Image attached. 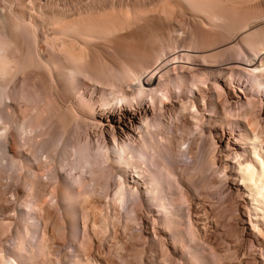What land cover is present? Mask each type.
<instances>
[{
  "label": "rangeland",
  "instance_id": "obj_1",
  "mask_svg": "<svg viewBox=\"0 0 264 264\" xmlns=\"http://www.w3.org/2000/svg\"><path fill=\"white\" fill-rule=\"evenodd\" d=\"M27 1L32 6H29L26 0H0V11L2 16H4L3 19L8 21H5L4 28L0 26L2 28L0 32L5 29L0 33V59L2 62L6 61L5 72L0 71V264L7 257L11 258L12 261H17L18 264H264L262 257L263 248L261 243H258L259 240L255 232L251 229L252 226L247 216L245 200L232 188L231 171H233L235 160L231 161L230 156L226 155L229 151L222 147L224 143L219 142V138L216 136L217 131L218 134L221 131L228 132L229 136H233V133L237 134V127L231 126V120H229L233 117L231 115L232 112L225 115L226 117L228 116V120H225L226 117H224L220 122H214L213 118L209 116L208 108L206 106L203 108L201 104L199 111L193 115L195 118L192 116V111L189 114V111L185 110V114L182 113L183 115L179 114L175 117L173 112L169 110L166 113L164 112V118L162 116L163 119L161 118L162 120H160V127L150 128L149 135L150 132L154 135L156 129L159 128L158 130L161 129L160 132H162H159V134L164 139H168L164 140L162 136L160 138L158 131L155 133L156 138L150 135L152 141L157 139L159 135L160 139H157L160 142L159 149L162 150V147H166H164L166 154L162 150L163 159H160L161 166L159 168L161 169H159L160 172L158 173L161 175L162 172V176L167 174V179H165L166 177L164 179L169 181L165 183H169L172 186L169 185L170 187H167L170 188L168 193L169 197H172L170 198L174 203L172 210L175 212L172 213L173 216L170 215L171 222L165 223V216L163 211L156 205L157 203L155 204L154 201L150 200L148 195L143 197V193H145L143 191L145 190L141 188L144 186L142 178L136 179L137 185L135 186L138 188L136 190L133 189L132 193L129 189L130 193L124 196V201L120 202L118 200L117 202L113 199V193L120 181L122 182L124 179H128L127 181L130 182L133 181L134 171L129 169L125 174L122 169L113 168L106 156L102 155L107 150L105 148L108 147L105 139L109 141L110 136H107L100 126L96 127L97 125L92 122L94 119L90 117L88 109L78 103L77 96L83 92V88L77 87L75 81L71 83L69 79L65 80L64 76H61L62 72L56 71L58 68L55 66L58 65L57 67L60 69L63 64V68L60 70L64 71L69 66L78 65L77 68L81 73L83 72L82 77L84 79H90L91 82H97L96 84L105 87L107 86V81L112 78L111 75L113 73L118 76L120 74L119 71H123L122 69L127 67L136 69L137 65H149L150 63L147 64V62L151 58L150 52L155 53L156 50L158 51L159 48L156 46L161 43V47L164 40L169 43L168 45L175 42L172 44L173 46H176V42L180 41L182 44L179 42V46L181 44L183 47L186 44L185 47L188 46L191 50L192 48L202 51L207 50L209 54H213L209 55L211 57L208 59L196 58L199 59L196 62L201 64H206L208 61L207 64H210L209 67L212 65L211 68L213 69L217 67L224 68L229 62L234 64L236 61L234 65L239 68L234 69L235 74L233 73L232 78L227 77L223 81H221L222 79L219 76L215 77V75H212L215 79L211 76H209L210 78H204L196 72L192 78L191 74L188 75L193 82L189 87H192L193 91L196 92L198 100H202L203 96L209 97L211 94L210 97L212 96L213 99L219 100L222 109H225L228 106L223 101L225 99L229 100V97L233 98V94L240 95L242 100H245V94H241L236 90L238 87L243 89L245 84H247L246 81L243 83L242 80H245V77L240 74L241 68H246L240 62L247 61L244 52H242L247 46L248 37L245 34L248 33V30L255 29L258 31L260 27L264 28L262 26L264 25V0H206V2L205 0H190L193 4L194 2H199L200 6L208 4L201 6L202 8L199 5L197 7L193 5L191 7L192 10L189 7L184 8L180 5L179 8L175 9L177 4H173L174 8L171 7L172 3L170 4L168 1H165L163 6L161 3L163 0H160L158 4L153 0ZM218 1L220 2L218 3ZM166 2L168 3L167 6L172 8V11L170 10L171 13L173 10L180 12V7L181 9L183 8V12H180V14L176 12L179 17L177 18L180 19L179 21L178 19L176 20V15L174 17L171 15L169 12L170 8L168 9L165 6ZM215 2H217L216 5ZM142 4L147 7L144 8ZM210 4L213 7H210ZM32 7L35 10V14L33 13L34 16L32 15L33 17L31 18L26 13L28 14L27 10L29 11ZM140 7L144 9L141 10ZM161 7H163L162 9L165 13L169 12V14H163ZM156 9L158 10L156 11ZM203 9L206 13H204ZM151 11L155 16L159 14L166 15L165 20L168 23L165 20L163 22H158L159 20H157L158 23H163V25L166 23L165 28H170L167 32L165 29V31H162L165 32L164 35L169 33L166 36L163 35V41L158 37L162 35L159 29L162 30L164 27L162 24L157 25V22L155 23L154 20H151L156 18L149 17L152 14ZM56 12L57 16L59 13L60 16H64V14L66 16L67 14L70 18L68 20H72L74 23L85 22L86 26L91 25L85 26L88 29H86L87 34L88 32L90 34L86 35L87 37L85 36L84 39L85 43H88L82 46L85 47L82 50L84 51L83 56L85 55L82 60L76 58L77 56H70L69 62L66 57L60 54L61 50L56 46L57 43L49 40L53 37V34L51 31L52 27H50L52 26L50 24L51 21L49 23L48 20ZM175 12L172 14H175ZM9 14L11 16H16L17 14V17L11 18ZM135 14H137L135 16V20H138L137 22L134 21ZM144 15L146 17L149 15V20L155 23V26L152 27L160 26L158 27L159 29L155 28L159 32L151 30L154 28L150 26L154 23L145 22L148 19ZM160 15L157 19H160L162 16ZM138 16L143 19H138ZM13 18L16 19L14 20ZM162 18H165V16L161 17L160 20H163ZM168 18H170L169 20L172 19L173 29L170 26L168 27L170 23L167 20ZM129 19L133 20V23H139V25L142 22H150L151 24L148 23L149 25L147 26L146 24L140 26L149 28L151 32L154 31V35L156 32L161 33L160 35L158 34L159 36L155 35L157 37V41H155L157 45H154H156L157 49L154 47L155 49L152 50L151 47L154 45L148 49L146 39L148 38L147 41L151 44H153L151 41L154 39H150L153 36L150 35L151 32H147L150 38L146 34L147 37L144 39L143 36L146 30L143 35L142 32L144 30L142 27H137L139 25L136 24L133 25ZM0 23L4 26L2 22ZM92 23L94 26H92ZM97 23H100V26ZM130 23L132 28H128ZM63 24L64 21H61L60 25L62 26ZM109 24L112 26L110 27ZM14 26L15 28H13ZM136 27V30L141 29L138 31L134 29V31L138 35H143L142 39L144 40H142V43L135 39L137 35H134L133 32L132 38L133 36L134 38L128 37L131 35L129 34V32L131 33L130 29L133 31V28ZM94 28L96 30H93ZM244 29L247 32H244ZM4 32H6V35L3 34ZM138 32H141V34ZM262 32L261 34H264ZM121 35L125 39H121L123 38ZM126 37H128V40ZM138 37L137 39H139ZM165 37H168L167 41ZM237 37L238 39H236ZM177 39L180 40L178 41ZM132 40L133 43H130ZM228 40L235 41L232 51L220 48L222 51L219 50L220 53L217 54L215 52L217 47L219 48L221 44H226L229 42ZM137 41L141 45L147 43L143 44V49L145 51L147 48L150 50L149 53L147 51L142 52L141 45L138 46L139 43ZM135 42L137 43L135 46L138 47V50L140 49V52H137L136 48V51L134 50ZM48 43L52 45L55 43L57 48L53 46V50H56V53L53 50L49 51L47 45L50 44ZM128 43L133 49H131L130 45L128 47ZM163 45L167 46L165 43ZM46 48L49 52L46 51ZM89 52L92 53L90 54ZM167 52L168 54L165 57V63H162V67L163 65L166 66L170 74L173 72L172 67L175 64L188 65L181 62L171 65L174 62L170 58L173 52L169 50ZM153 55L151 54V56ZM125 59H128L129 65L127 67L123 64L126 61ZM55 60H58V62ZM62 60L65 64L67 63L66 66L68 67L65 68ZM85 60H87V63L84 62ZM130 65L133 66L131 67ZM13 68L14 70H12ZM106 70L107 73L105 72ZM104 73L106 74L104 75ZM142 77L141 79H143ZM193 84L196 86L194 85L193 87ZM185 88L184 96L177 98L180 102L193 98L187 96L189 95V88L187 86ZM255 92L259 93L257 90L251 92L249 98L254 96L251 101L254 100L256 107L253 105V108H249L250 111L252 108L251 112L253 113H250L248 117L252 116L253 118L250 117L249 119H252V121L257 120L258 124L260 123L263 126L264 113L260 109L263 106V102L259 94H255ZM86 93L87 96H91V91L85 90V95ZM127 101L116 100L113 106L105 107V104L101 106L102 103L98 96L96 103L97 105L100 104V107L97 110H99V113H105V111H116V113H119L123 109V103H126L127 108L132 107L130 105L132 101ZM196 115H198L197 118ZM223 120L227 121V123L222 122ZM221 122L223 124H220ZM228 122L230 123L229 125H227ZM226 125L230 127L228 128ZM16 132L18 133L16 134ZM14 135H18V139H21H19V144L17 142L18 139L16 140L17 136L15 137ZM15 141L17 142L16 145H19L18 148L13 144ZM161 144L163 145L162 147ZM12 146L17 149H11ZM76 147L80 148L78 150L79 153H77ZM110 148L113 149L111 142ZM91 149L92 151L95 150L97 154L94 153L92 155ZM88 152L93 156L91 161L90 157L88 156L89 158L87 159L85 155L89 154ZM99 152L102 153V156ZM28 159L31 162H26ZM86 159L89 161L86 162ZM27 163H30L34 168ZM152 164L153 162L151 163V168H154ZM25 167H29V170ZM30 167L35 171L33 174L32 169L30 172ZM126 183L130 186L134 184L132 182ZM70 196L72 198L68 199L67 197ZM31 197H33L32 200L34 202ZM39 199L43 205L40 204ZM43 199L44 201H42ZM36 201L39 206L36 205ZM34 203L35 205H33ZM29 205L33 207L31 208ZM167 223L172 224L168 226ZM72 227L76 231L73 232V235L70 234L73 231ZM45 242L49 244H45ZM45 246L47 247L44 249Z\"/></svg>",
  "mask_w": 264,
  "mask_h": 264
},
{
  "label": "bare ground",
  "instance_id": "obj_2",
  "mask_svg": "<svg viewBox=\"0 0 264 264\" xmlns=\"http://www.w3.org/2000/svg\"><path fill=\"white\" fill-rule=\"evenodd\" d=\"M30 1V0H29ZM36 1V0H35ZM155 1V3H160V0H153ZM162 1V0H161ZM165 1H168L170 4L172 3V6L171 7H174L173 4H177V6H175L174 8L177 9L179 8V5L182 7H189L191 9V7L194 5H196L195 7H197L199 4V2H191L190 0H163L162 5ZM201 1V0H200ZM204 1V0H203ZM2 2V1H1ZM26 2L28 3V1L26 0ZM147 2V1H145ZM206 2V0H205ZM220 1H218L219 3ZM11 3V2H9ZM30 3V2H29ZM28 5L30 6L31 4ZM34 3V2H33ZM81 3V2H80ZM117 3V2H116ZM144 3V1H143ZM151 3V2H150ZM204 3V2H203ZM208 3V2H207ZM8 4V3H6ZM146 5V3H144ZM149 4V2H148ZM147 4V5H148ZM165 4V3H164ZM167 2H166V5L167 6ZM169 4V5H170ZM217 4V2H215V5ZM11 5V4H10ZM26 5V4H25ZM141 5V4H140ZM143 5V4H142ZM143 5V7L145 6ZM153 5V4H151ZM155 5V4H154ZM208 5V4H206ZM206 5H201L202 7L203 6H206ZM224 5V4H223ZM9 6V5H8ZM12 6V5H11ZM24 6V5H23ZM32 6V5H31ZM164 6V5H163ZM200 5L199 7L202 8ZM213 7V5L210 4V7ZM27 7V6H26ZM121 7V6H120ZM141 8L140 9H144V8ZM180 7V12H183L182 9ZM194 7V8H195ZM198 7V9H199ZM209 7V8H210ZM8 8V7H7ZM11 8V7H10ZM9 8V9H10ZM30 8V7H29ZM62 8V7H61ZM135 8V7H134ZM139 8V7H137ZM163 7H161V10ZM167 8L169 9L170 6H167ZM166 8V9H167ZM216 8V7H215ZM223 8V7H222ZM1 9V8H0ZM37 9V8H36ZM133 9V8H132ZM140 9H138V11H140ZM221 9V8H220ZM64 10V9H63ZM136 10V8H135ZM151 10V9H150ZM158 9H156L157 11ZM160 10V11H161ZM172 11V8L169 9V12L171 13ZM192 10V9H191ZM204 10V9H203ZM213 10V9H212ZM217 10V9H216ZM11 11V10H10ZM14 11V10H13ZM98 11V10H97ZM127 11V10H126ZM125 11V12H126ZM137 11V13H138ZM152 11H155V10H152ZM151 11V13H152ZM159 11V13H160ZM195 11V9H194ZM205 11V10H204ZM203 11V12H204ZM225 11V10H224ZM1 12V11H0ZM28 14L26 13V15H29V17H33L34 16V12L35 10L33 9H30L29 11L27 10ZM42 12V11H41ZM67 12V11H66ZM112 12V11H111ZM121 12V11H120ZM134 12V10H133ZM149 12V11H148ZM169 12L165 13L164 10H163V14H169ZM175 11L173 10L172 13H174ZM177 12V11H176ZM175 14H172L173 17L174 15H176V20L179 18L177 16V13L180 14V12H177ZM200 12V11H199ZM213 12H216V11H213ZM218 12V11H217ZM223 12V11H222ZM17 13V12H16ZM34 13V14H33ZM52 13V12H51ZM62 13V12H61ZM95 13V12H94ZM132 13V12H131ZM136 13V12H134ZM143 14V12H141ZM157 13V12H155ZM162 13V12H161ZM206 13V11L204 12ZM11 14V13H10ZM9 14V15H10ZM15 14V13H13ZM54 14V13H53ZM51 14V15H53ZM60 14V13H59ZM58 14L57 16V12L55 13V15L51 16L50 17V21H51V25L50 27L51 28V31H52V36L54 37H51L49 40H53L57 43V47L58 49L61 50L60 54H62L64 57L67 58V60L69 61L70 59V56H77L76 58H79V59H83V52L82 50L85 49V47H82L84 44L88 43L86 42L85 43V36L86 35H89L90 33L88 32L87 34V28L88 26H91V25H88L86 26V23H74L72 20L69 21L68 20V16L66 14H64V16H60ZM108 14V12H107ZM126 14V13H125ZM139 14V13H138ZM158 14V13H157ZM216 14V13H215ZM6 15V14H5ZM33 15V16H32ZM104 15V14H103ZM133 15V14H131ZM137 14L134 15V21H138V20H135V16ZM152 15V17H151ZM154 15V16H153ZM160 15V14H159ZM159 15L155 16V14H150V18H155V19H151V20H154V22L156 23L157 20H159L158 22H163L165 19H166V15H160L161 17L165 16V18H162L163 20H160V19H157L159 18ZM205 15V14H204ZM203 15V16H204ZM225 15V14H224ZM2 12L0 13V22H2V24L5 23V19L4 16H2ZM11 16V15H10ZM49 16V15H48ZM105 16V15H104ZM118 16V15H117ZM130 16V15H129ZM146 17V15H144ZM143 16V17H144ZM148 16L146 17L148 20H145V22L147 21H150L151 23H154L153 21L149 20ZM170 16V15H169ZM194 16V15H193ZM197 16V14H196ZM9 17V16H8ZM12 17H17V14L16 16H11ZM37 17V16H36ZM47 17V16H46ZM74 17V16H73ZM112 17V16H111ZM110 17V18H111ZM126 17V16H125ZM128 17V15H127ZM126 17V18H127ZM132 17V16H131ZM130 17V19H132ZM142 17V16H141ZM144 17V18H145ZM178 17V18H177ZM224 17V16H223ZM19 18V17H18ZM21 18V17H20ZM48 18V17H47ZM101 18V17H99ZM115 18V17H114ZM138 19L142 20L143 18H139V16L137 17ZM145 18V19H146ZM3 19V21H2ZM14 19V18H13ZM16 19V18H15ZM14 19V20H15ZM70 19V18H69ZM98 19V18H97ZM121 19V18H120ZM128 19V18H127ZM126 19V20H127ZM129 19V20H130ZM170 18H168L167 20H169ZM184 19V18H183ZM214 19V18H213ZM226 19V18H225ZM245 19V18H244ZM13 20V21H14ZM17 20H20V19H17ZM31 20V19H30ZM46 20V19H45ZM78 20V18H77ZM82 20V19H81ZM87 20V19H86ZM84 20V21H86ZM109 20V19H107ZM174 20V19H173ZM180 19H178L179 21ZM200 20V19H199ZM217 20V19H216ZM248 20V19H247ZM261 20V19H260ZM28 21V20H27ZM47 21V20H46ZM61 21H64V24L61 26L60 25V22ZM69 21V22H68ZM74 21H76V19H74ZM91 21V20H90ZM89 21V22H90ZM99 21V20H98ZM112 21H113V18H112ZM118 21V20H117ZM128 21V20H127ZM132 21L133 23V20H130ZM166 21V20H165ZM171 20H169V24H168V27H172L171 29H173V24H171ZM177 21V22H178ZM201 21V20H200ZM263 21V19H262ZM8 22V21H6ZM16 23V21H14ZM77 22V21H76ZM80 22V20H79ZM100 22V21H99ZM103 22V21H101ZM104 22H106V20H104ZM143 23L140 24V25H143V24H146L149 25L148 23ZM157 22V23H158ZM167 22V21H166ZM222 22V21H221ZM227 22V21H226ZM260 22V21H258ZM10 23V22H9ZM14 23V24H15ZM29 23V22H28ZM91 23V22H90ZM96 23V22H95ZM94 23V24H95ZM111 23V22H110ZM129 23V22H128ZM150 23V24H151ZM155 23L154 24H151L150 27L152 26H155ZM165 23V22H164ZM168 23V22H167ZM198 23V22H197ZM236 23V22H235ZM47 24V23H46ZM77 24V25H76ZM99 26H100V23H97ZM106 24V23H104ZM108 24V23H107ZM106 24V25H107ZM117 24V23H115ZM125 24V23H123ZM136 24V25H139V23H133V25ZM164 27L165 24L163 25V23H158L157 25H161ZM172 26H171V25ZM175 24V22H174ZM247 24V23H246ZM258 24V23H257ZM18 25V24H17ZM118 25V24H117ZM137 26V27H142V26ZM227 25V24H226ZM261 25V24H260ZM0 26H2V28L5 27V24L4 26L1 25L0 23ZM7 26V25H6ZM86 26V27H85ZM92 26L93 23H92ZM109 26L111 27L112 25L109 24ZM115 26V25H114ZM128 26V25H127ZM125 26V27H127ZM130 26V27H129ZM128 26V28H132L131 27V23L130 25ZM176 26V25H174ZM264 26V25H262ZM124 27V26H123ZM122 27V28H123ZM134 27V26H133ZM136 28H133V31L130 29L131 33L129 32V35L128 37L131 36L132 38V32L134 35H137L135 36V39L136 40H139L141 41V43L143 42L142 40H144L147 35L148 37L150 38L149 34L147 32H151V30H155V28L157 27H152L154 29H149L145 26L142 27V34L145 33V30H146V33L145 35H138L134 29L136 30ZM146 29H145V28ZM160 27V26H158ZM157 27V28H158ZM167 27V25H166ZM0 28V29H2ZM11 28H12V25H11ZM15 28V26L13 27ZM90 28V27H89ZM92 28V27H91ZM104 28V26H103ZM139 28V29H140ZM175 28V27H174ZM203 28V27H202ZM201 28V29H202ZM236 28V27H235ZM261 28V30H260ZM258 29V31H255L254 30H251L249 31L248 30V33H244L245 35H247L248 37V40H247V46H245L246 48L242 51L244 52V55L246 57V60L248 61H243V62H240V63H243L246 68L242 67V71H241V75H243L242 77H245L244 79L245 80H242L243 83L246 81L247 84H245L244 88H237L236 90L241 93V94H245V100H242V97H240V95H234L233 94V98L232 97H229V100L225 99L223 102L227 104L228 107H226L225 109H222L221 105H220V101L219 100H215L212 98V96L210 97H207V96H201L202 97V100H198V98H196V92L193 91L192 87H189V85L191 86L193 83L190 79V77H188V75L191 74V78L192 76L194 75L195 76V72L198 73V75H201L203 76L204 78H210L209 76L212 77V75L215 77L216 76H219L223 81L224 78H229L233 75V73L235 74V71L234 69H238L239 67L238 66H235V62L234 64L233 63H230L227 64L226 66H224V68H220V67H217V68H211V66L209 67V65L204 63H200V62H196V60H199V59H196V58H205V59H208L209 55H213V54H209L207 50L205 51H202V50H195L194 48H192V50L185 45L182 47L181 44L179 46V42H176L177 45L176 46H173L172 44L175 43V42H171L170 44L171 45H168L169 43L168 42H165V40L163 41V37L168 35H164L165 32H162V31H165L167 32L168 29L170 28H163L162 30L159 29V31L162 32V35H160L161 33H157L159 31H157L158 29H156L155 31L156 32V36H159L158 38H160L162 41V45L165 43L167 46H162L160 47V44L158 46L157 43L155 41H157V37L154 35V31L151 32V36L152 38L150 39H153L151 42H153V44L149 43L147 40L148 38L146 39V42L148 43V49H150L149 47L153 49H155L156 47L159 48L158 51L156 50L155 53L154 52H150V60L148 59L150 63L149 65L147 66H141V65H137V68L136 69H132V68H128L127 66L129 65V63L127 62V60L125 62H123V64L125 65V69H122L123 71H119L120 74H118V76H115L113 73V75H111L112 78H110L105 87H102V85L100 86L99 84H96L97 82L93 83L90 81V79L86 80L82 77V73L78 70L77 66L76 65H72V66H66L65 64V68L68 67V69H64V71L60 70L61 68H63V64H62V67L59 69V67H57L58 65H55L56 68H58L56 71H60L62 72V77L64 76L65 80L66 79H69L71 81V83H73L72 81H75L77 84H75L77 87H82L83 88V92L82 93H78L79 95L77 96L78 97V103L81 104L84 108L86 107L89 111V115H91L90 117L93 118L94 120L92 121L95 125H97L96 127L100 126L103 130V132L105 134H107V136H110L109 138V141L108 139L106 140L105 137V143L107 144L108 147H106L105 149V152L102 154L99 152V154L103 155V156H106V158L110 161V164L113 168L115 169H122L124 171V173L126 174L128 172L129 169H133L134 171V174L132 176V179L133 181H131L132 183V186L128 185L126 182L128 183H131L130 181H127V180H122V182L120 181V183L118 184V186L116 187L114 193H113V199L115 201L118 202V200L120 202H122L124 196H126L128 193H132V190H136L138 187L135 186L137 185V181L136 179L138 180V178H142V181H143V184L144 186L141 187L143 188L145 191V193H143V197L144 196H149V199L154 201L155 204L161 209V211H163V214H164V222H171L170 220V215H172L173 212V206H174V203L173 201L170 199L172 197H169V189L168 187H170L171 185L169 183H165V182H169V181H166L165 179H167L166 175L162 176V172H161V175L159 171V168L161 165L160 163V159L162 158V155H163V151L165 148L162 147L163 145L161 144V147L163 148L162 150L159 149V146H160V142L157 141V139H160L161 138V134H159V132L161 131L156 129V132L160 135V138H159V135L157 136V139H153L152 141V137H150L151 132H150V135H149V130L150 128H154L155 126L157 127H160L161 125V121L163 118H164V112H168L169 110H171V112H173V115L176 117L178 116L179 114L183 115L185 114V110L189 111L188 113H192V116L194 115V113L196 114L198 111H199V107H200V104L203 106V108L206 106L209 110V116L212 117L213 121L214 122H217L220 120H222V118L224 119V117H226L225 115L228 113L232 114L233 117L232 119H229L231 120V126L234 125V128L237 127L238 129V132L237 134H234L233 132V136H229V134H227L226 132L224 131H221L219 134H218V131L216 132V136L219 138L218 141L219 142H222L224 143V146H222L225 150H228L229 153L226 154L228 157L230 156V160H235V165H233L234 167L232 168L233 171L232 172V184H233V190L235 192H238L241 197L245 200V204H246V211L248 212L247 216L249 217V223H251V229L252 231L255 232V235L258 237V240L259 242L258 243H261L262 245V252H263V262H264V125L262 126V124H258V121H252V119H249L250 117L252 116H249L248 115L253 112L252 111V108H253V105L255 106L256 103H254L252 100V98H249V95L251 92H254L257 90V92L259 93H256L255 94H259V96L262 98V107L260 108L262 110V112L264 113V34H261V32L264 30L263 27H260ZM87 29V30H86ZM102 29V28H101ZM106 29V28H105ZM138 29V30H139ZM150 31H148V30ZM165 29V30H164ZM263 29V30H262ZM5 30V29H4ZM3 30V31H4ZM10 30V29H9ZM93 30H96L95 28ZM126 30V29H125ZM136 30V31H138ZM141 30V29H140ZM2 31V32H3ZM99 32V30H97ZM102 31V30H101ZM106 31V30H105ZM114 31V30H113ZM116 31V30H115ZM128 31V30H127ZM126 31V33H127ZM169 31V30H168ZM173 31V30H171ZM175 31V30H174ZM180 31V30H179ZM207 31V30H206ZM246 30L244 29V32ZM0 32V33H2ZM91 32V31H90ZM94 32V31H93ZM97 32V33H98ZM118 32V31H117ZM122 32V31H121ZM135 32V33H134ZM176 32V31H175ZM181 32V31H180ZM208 32V31H207ZM213 32V31H212ZM211 32V33H212ZM236 32V31H235ZM240 32V31H239ZM243 32V31H242ZM247 32V31H246ZM6 32H4L3 34H5ZM95 33V32H94ZM125 33V32H124ZM141 34V32H138ZM179 32H177L178 34ZM216 33V32H215ZM223 33V32H222ZM264 33V31L262 32ZM159 34V35H158ZM171 34V33H170ZM175 34V33H174ZM182 34V33H181ZM214 34V33H213ZM18 35V34H17ZM105 35V34H104ZM109 35V34H108ZM114 35V34H113ZM125 35V34H124ZM128 35V34H127ZM164 35V36H163ZM176 35V34H175ZM180 35V33L178 34ZM239 35V34H238ZM16 36V35H15ZM93 36V35H91ZM107 36V35H106ZM123 37V35H121ZM119 36V37H121ZM140 36V37H138ZM142 36L144 37V39H142ZM181 36V35H180ZM219 36V35H218ZM244 36V35H243ZM87 37V36H86ZM95 37V36H94ZM128 37H126V39L128 40ZM137 37L139 39H137ZM193 37V36H192ZM199 37V36H198ZM224 37V35H223ZM101 38V37H100ZM131 38H129L131 40ZM134 38V36H133ZM132 38V39H133ZM141 38V39H140ZM156 38V39H155ZM166 38V37H165ZM177 38V37H176ZM179 38V36H178ZM222 38V37H221ZM88 39V38H87ZM86 39V40H87ZM92 39V38H91ZM118 39V38H117ZM121 39H125L124 37L121 38ZM120 39V40H121ZM160 39H158L160 41ZM171 39V38H170ZM227 39V38H226ZM238 39V37L236 38ZM235 39V40H236ZM243 39V38H242ZM135 40V41H136ZM168 40V37L166 38V41ZM176 40V41H177ZM191 40V39H190ZM197 40H199L197 38ZM196 40V42H197ZM212 40V39H211ZM244 40V39H243ZM52 41V42H53ZM114 41V40H113ZM158 41V42H159ZM226 41V40H225ZM229 42H227L226 44H219L221 47H217V50L215 51L217 54L220 53V51H222L220 48L222 49H230L232 51V48L234 47V44L235 41H231V40H228ZM240 41V40H239ZM200 42V41H198ZM222 42V41H221ZM83 43V44H82ZM130 43H133V40L132 42ZM130 43H128V47H130ZM138 46L141 45L140 42L137 41ZM137 43L135 42L134 43V50L135 48L137 49V52H140L138 50V47H136L135 45H137ZM147 43H143L144 45L147 44ZM187 43V42H186ZM195 43V41H194ZM225 43V42H224ZM50 45H47L48 48H49V51L51 52L53 50V46H55V43L52 45L51 43H48ZM142 44V45H143ZM130 45V46H129ZM140 46L142 48V52L144 51V45L143 46ZM175 45V44H174ZM218 45V46H219ZM237 45V44H236ZM87 46V45H86ZM127 46V45H126ZM146 46V47H147ZM156 46V47H155ZM190 46V45H189ZM193 46V45H192ZM216 46V45H215ZM56 47V48H57ZM60 47V48H59ZM99 47V46H97ZM119 47V46H118ZM121 47V46H120ZM124 47V46H122ZM127 47V48H128ZM155 47V48H154ZM201 47V46H200ZM8 48V47H7ZM44 48V47H43ZM55 48V49H56ZM84 48V49H83ZM156 48V49H157ZM205 48V47H204ZM51 49V50H50ZM131 49H133V47L131 46ZM130 48H128V50H131ZM146 48L145 51H147L149 53L150 50H148ZM181 49V50H179ZM194 49V50H193ZM202 49V48H201ZM215 49V48H213ZM89 50V49H88ZM109 50V49H108ZM133 50V51H134ZM171 51L173 52L172 54V58L171 60H173L174 62H172L171 65H174V63H178V62H181L182 64L183 63H187L188 65H185V66H181V65H178V64H175L173 67H172V73L170 74L169 73V70L166 66L163 65L162 67V63L164 64L166 60V56L168 54L167 51ZM178 50V51H176ZM209 50V49H208ZM220 50V51H219ZM229 50V51H230ZM46 51L47 48H46ZM48 51V52H49ZM54 52L56 50H53ZM95 51V50H94ZM111 51V50H110ZM136 51V50H135ZM144 51V52H145ZM176 51V52H175ZM211 51V50H210ZM209 51V52H210ZM214 51V50H213ZM212 51V52H213ZM218 51V52H217ZM53 52V53H54ZM59 52V51H58ZM106 52V51H105ZM132 52V50H131ZM157 52V53H156ZM192 52H193V55H192ZM194 52H196L194 54ZM211 52V53H212ZM214 52V53H215ZM228 52V51H227ZM56 53V52H55ZM90 53V52H89ZM88 53V54H89ZM92 53V52H91ZM90 53V54H91ZM154 53V55H153ZM86 54V53H84ZM108 54V53H107ZM117 54V53H116ZM143 54V53H142ZM151 54L153 56H151ZM224 54V52H223ZM61 55V57H62ZM3 56V55H2ZM90 56V55H89ZM131 56V55H130ZM5 57V56H4ZM3 57V58H4ZM59 57V56H57ZM87 57V56H86ZM85 57V58H86ZM121 57V56H120ZM216 57V56H215ZM214 57V58H215ZM2 58V59H3ZM63 58V57H62ZM74 58V57H73ZM132 58V57H130ZM213 58V57H212ZM223 58V57H221ZM5 59V58H4ZM40 59V57H39ZM59 59V58H58ZM65 60V58H63ZM118 59V58H117ZM116 59V60H117ZM123 59V58H122ZM145 59V58H144ZM1 60V59H0ZM66 60V61H67ZM119 60V59H118ZM140 60V59H139ZM245 60V59H244ZM58 62V60H55ZM76 61V60H75ZM74 61V62H75ZM94 61V60H93ZM103 61V60H102ZM133 61V59H132ZM136 61V60H134ZM151 61V62H150ZM164 61V62H163ZM6 62V61H5ZM4 61L2 62V60L0 61V71H4V69H6V63ZM28 62V61H27ZM70 62V61H69ZM84 62L87 63V60H85ZM118 62V61H117ZM122 62V61H121ZM130 62V61H129ZM247 62V63H246ZM61 63V62H60ZM79 63H82V62H79ZM85 63V64H86ZM134 63V62H133ZM167 63V61H166ZM3 64V65H2ZM9 64V63H7ZM116 64V63H115ZM122 64V63H121ZM137 64V62H136ZM168 64V63H167ZM223 64V63H222ZM2 65V67H1ZM54 65V64H53ZM60 65V64H59ZM69 65V64H68ZM71 65V63H70ZM81 65V64H80ZM79 65V66H80ZM83 65V64H82ZM108 65V64H107ZM15 66V65H14ZM19 66V65H18ZM104 66H106L104 64ZM119 66V65H118ZM117 66V67H118ZM131 66V65H130ZM129 66V67H130ZM133 66V65H132ZM131 66V67H132ZM141 66V67H140ZM21 67V66H20ZM19 67V68H20ZM85 67V66H84ZM91 67V66H90ZM110 67V66H109ZM115 67V66H114ZM166 67V68H165ZM238 67V68H237ZM10 68V66H9ZM46 68V67H45ZM113 68V67H112ZM121 68V67H120ZM119 68V69H120ZM123 68V67H122ZM24 69V68H23ZM21 69V70H23ZM81 69V68H80ZM85 69V68H84ZM14 70V68L12 69ZM12 70H9V71H12ZM113 70V69H112ZM20 71V70H19ZM55 71V72H56ZM114 71V70H113ZM5 72V71H4ZM3 72V73H4ZM7 72V71H6ZM21 72V71H20ZM100 72V71H99ZM98 72V73H99ZM107 73V70L105 71ZM109 72V71H108ZM115 72V71H114ZM122 72V73H121ZM1 73V72H0ZM9 74V72H7ZM58 73V72H57ZM101 73V72H100ZM104 73V75L106 74ZM110 73V72H109ZM117 73V71H116ZM90 74V73H89ZM7 75V74H6ZM10 75V74H9ZM58 75V74H57ZM60 75V74H59ZM103 75V74H102ZM110 75V74H109ZM144 75V77H142ZM60 76V77H61ZM94 76V75H93ZM200 76V77H201ZM16 77V76H15ZM92 77V76H90ZM99 77V76H98ZM106 77V76H105ZM110 77V76H109ZM141 77L143 79H141ZM199 77V76H198ZM86 78V77H85ZM89 78V77H88ZM214 78V77H212ZM232 78V77H231ZM95 79V78H94ZM97 79V78H96ZM104 79V78H103ZM199 79V78H198ZM215 79V78H214ZM92 80V79H91ZM100 80V79H99ZM98 80V81H99ZM156 80H157V83H156ZM207 80V79H206ZM69 81V82H70ZM102 81V80H101ZM227 81V80H226ZM137 82V83H136ZM102 83V82H101ZM199 83V82H198ZM207 83V82H206ZM103 84V83H102ZM74 86V84H72ZM79 85V86H78ZM195 84H193V87H194ZM174 86V87H172ZM188 87L189 88V92H188V89H187V92L189 95H187L188 97H193L191 100L188 99V101L186 100L185 102H180L177 100V98H181L182 96H184V90L186 89L185 87ZM196 86V85H195ZM81 88V89H82ZM80 89V90H81ZM198 89V88H197ZM85 90H88V91H91V96H87V93L85 95ZM196 90V89H195ZM197 91V90H196ZM246 91V92H245ZM251 91V92H250ZM76 93V92H75ZM249 93V94H247ZM100 98V101H101V106L103 104H105V107H111L113 106V104H115L114 102L116 100H120L121 102L123 101H127V100H130V102L132 104H130L132 107L130 108H127L126 107V103L122 104L123 105V109L119 112V113H116V111H112V112H106L105 113H99V110L98 107H100V104L97 105L96 103V98ZM251 96V95H250ZM247 97V98H246ZM255 99V98H254ZM77 100V99H76ZM68 101V100H67ZM203 101V103H201ZM129 102V101H127ZM71 103V102H70ZM254 103V104H253ZM222 104V103H221ZM55 106V105H54ZM80 106V108L82 107ZM159 106V107H158ZM40 107V106H39ZM75 107V106H74ZM78 107V105H77ZM82 107V109H83ZM129 107V106H128ZM250 107L251 108V111H250ZM256 107V106H255ZM46 108V107H45ZM60 108V107H59ZM34 109V108H33ZM38 109V108H37ZM73 109V108H72ZM104 109V108H103ZM109 109V108H108ZM255 109V108H254ZM107 110V109H106ZM173 110V111H172ZM223 110V112H222ZM237 110V111H236ZM65 111V110H64ZM80 111V110H79ZM86 111V110H85ZM192 111V112H191ZM236 111V112H235ZM254 111V110H253ZM48 113V112H47ZM67 113V112H66ZM183 113V114H182ZM29 114V113H28ZM64 114V113H63ZM21 115V114H20ZM26 115V113H25ZM32 115V114H31ZM18 116V115H17ZM163 116V118H162ZM198 115H196V118H197ZM230 116V115H229ZM76 117V116H75ZM172 117V116H171ZM195 118V116H193ZM17 118V117H16ZM79 118V117H78ZM162 118V119H161ZM180 118V117H179ZM228 116L225 118V120H228L227 119ZM231 118V117H230ZM253 118V117H252ZM23 119V118H22ZM31 119V118H30ZM33 119V117H32ZM77 119V117H76ZM191 119V118H190ZM264 119V118H263ZM28 120V119H27ZM81 120V119H80ZM79 121V119H78ZM195 121V120H194ZM17 122V121H16ZM29 122V121H28ZM81 122V121H80ZM83 122V121H82ZM196 122V121H195ZM222 122H226L227 121H222ZM220 123V124H223V123ZM92 123V124H93ZM197 123V122H196ZM228 122L227 125L230 124ZM82 124V123H81ZM91 124V125H92ZM160 125V126H159ZM226 125V126H227ZM18 126V125H17ZM222 126V125H221ZM220 126V127H221ZM26 127V126H25ZM28 127V126H27ZM197 127V126H196ZM219 127V128H220ZM228 127V126H227ZM230 127V126H229ZM228 127V128H229ZM195 128V127H194ZM233 128V127H232ZM20 129V128H19ZM151 129V130H152ZM223 130H225L224 128H222ZM221 129V130H222ZM229 131V129H228ZM237 131V130H236ZM20 132V131H19ZM154 132V135L153 138H156L155 136V133ZM18 132H16L17 134ZM162 133V132H160ZM236 133V132H235ZM165 135V134H164ZM15 137L17 136L16 140L18 139V135H14ZM104 137V136H103ZM168 137V136H167ZM20 139V138H19ZM19 139H18V144H19ZM162 139L163 136H162ZM166 139V138H165ZM164 139V140H165ZM13 140V139H12ZM21 140V139H20ZM156 140V142H155ZM168 140V139H166ZM161 141V140H160ZM172 141V140H171ZM15 141V143L13 142V144L16 145L17 143ZM110 142H111V145L113 147L110 148ZM165 142V141H164ZM179 142V141H178ZM88 143V142H87ZM166 144V143H165ZM93 145V144H92ZM11 147V149L15 148L17 149L16 147ZM160 147V148H161ZM84 148V147H82ZM92 148V147H91ZM14 149V150H15ZM80 148H77L76 147V150H77V153H79V150ZM76 150H75V153H76ZM82 150V149H81ZM88 150V149H87ZM161 150V151H160ZM171 150V149H170ZM19 151V150H18ZM92 151V149H91ZM17 152V151H16ZM66 152V151H65ZM102 152V151H101ZM166 151L164 150V153ZM215 152V151H214ZM68 153V152H67ZM82 153V151H81ZM90 154V152H88ZM96 153L95 150L92 151V155ZM85 154L87 159L89 158L90 161L93 160L91 157H93L91 154ZM97 154V153H96ZM95 154V155H96ZM166 154V153H165ZM85 155L83 154V156L85 157ZM101 155V156H102ZM214 155V154H213ZM82 156V157H83ZM89 156V157H88ZM85 157V158H86ZM215 157V156H214ZM84 158V159H85ZM25 159V158H24ZM86 159V162H88ZM106 159V160H107ZM163 159V158H162ZM74 160V159H73ZM96 160V159H95ZM29 161L26 160V162ZM85 161V160H84ZM82 161V162H84ZM31 162V161H29ZM81 162V163H82ZM153 162L152 166H154V168L152 167L151 168V163ZM215 163V162H214ZM28 164V163H27ZM33 164V163H32ZM28 165L31 166V164L29 163ZM80 165V164H79ZM85 165V164H84ZM27 166V165H26ZM83 166V165H82ZM33 167V166H31ZM30 167V172H31V168ZM26 168V167H25ZM29 167H27L26 169H28ZM34 168V167H33ZM84 168V167H83ZM227 168V167H226ZM101 169V168H100ZM33 170V169H32ZM163 170V169H162ZM167 170V169H166ZM35 171L33 170L32 174L34 173ZM164 172V171H163ZM165 173V172H164ZM170 173V172H169ZM176 173V172H175ZM95 175V174H94ZM180 175V174H179ZM182 175V174H181ZM126 176V175H125ZM174 176V175H173ZM164 177H166L164 179ZM95 179V178H94ZM97 179V178H96ZM193 179V178H192ZM171 180V179H169ZM99 184V183H98ZM170 185V186H169ZM43 186V185H42ZM168 186V187H167ZM81 187V186H80ZM172 187V186H171ZM207 187V186H206ZM83 189V188H82ZM81 189V190H82ZM85 189V188H84ZM130 189V191H129ZM172 189V188H171ZM133 190V191H134ZM138 191V190H137ZM85 192V191H83ZM31 195V194H30ZM83 195V194H82ZM28 196V195H27ZM35 196V195H34ZM66 196V195H65ZM30 197V196H29ZM76 197V196H75ZM33 197H31V200H32ZM40 199H42L41 197H39ZM68 199H71L72 197H67ZM39 199V200H40ZM28 200V199H27ZM38 200V201H39ZM67 200V199H66ZM85 200V199H84ZM87 200V198H86ZM89 200V199H88ZM113 200V201H114ZM148 200V201H150ZM174 200V199H173ZM33 201V200H32ZM44 201V199L42 200ZM69 201V200H68ZM114 201V202H115ZM124 201V200H123ZM27 202V201H26ZM34 202V201H33ZM46 202V200H45ZM44 202V204H45ZM67 202V201H66ZM70 202V201H69ZM82 202V201H81ZM87 202V201H85ZM43 203V202H42ZM28 204V203H27ZM30 204V202H29ZM40 204H41V200H40ZM93 204V203H92ZM35 205V203L33 204ZM36 205L39 206V204H37V201H36ZM43 205V204H41ZM83 205V204H82ZM30 206V205H29ZM31 208L33 206H30ZM28 208V207H27ZM95 208V207H94ZM159 209V211H160ZM45 211V210H44ZM158 211V210H157ZM156 215V214H155ZM175 215V214H174ZM173 216V215H172ZM176 217V215H175ZM173 217V218H175ZM173 221V220H172ZM163 222V223H164ZM76 223V222H75ZM164 223V224H165ZM74 224V223H73ZM168 224V223H167ZM172 224V223H171ZM171 224H168L171 225ZM33 227V226H32ZM74 227V225H73ZM72 227V232L70 233L71 235H73V232H76ZM78 227V226H77ZM172 227V226H170ZM71 229V228H70ZM78 230V229H76ZM71 231V230H70ZM165 231V230H164ZM168 232V231H167ZM176 232V230H175ZM163 233V232H162ZM174 233V232H173ZM178 233V232H177ZM176 233V234H177ZM76 234V233H74ZM35 236V235H34ZM51 236V235H50ZM49 236V238H50ZM256 237V238H257ZM52 239V238H50ZM45 240V238H44ZM42 240V241H44ZM41 241V243H43ZM51 241V240H50ZM49 242V241H48ZM201 242V241H200ZM40 243V242H39ZM25 244V243H24ZM44 244V243H43ZM45 244H49V243H46ZM195 245V244H194ZM25 246V245H24ZM44 246V245H43ZM184 246V245H183ZM47 246L44 247V249L46 248ZM43 248V247H42ZM25 250V249H24ZM39 250V249H37ZM49 250V249H48ZM186 252V251H185ZM190 252V251H189ZM197 252V251H196ZM38 253V252H37ZM42 253V252H41ZM85 253V252H84ZM191 253V252H190ZM188 254V253H187ZM21 257V256H20ZM34 258V257H33ZM32 258V259H33ZM5 259V258H4ZM193 259V258H192ZM41 260V259H40ZM39 261V260H38ZM37 262V261H36ZM20 263V262H19ZM2 264H18L17 261H12L11 258L7 257L5 260H3ZM42 264V263H41ZM90 264V263H89Z\"/></svg>",
  "mask_w": 264,
  "mask_h": 264
}]
</instances>
